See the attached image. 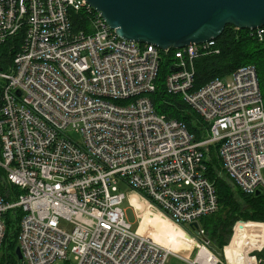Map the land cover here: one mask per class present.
I'll return each instance as SVG.
<instances>
[{"label": "built area", "instance_id": "1", "mask_svg": "<svg viewBox=\"0 0 264 264\" xmlns=\"http://www.w3.org/2000/svg\"><path fill=\"white\" fill-rule=\"evenodd\" d=\"M80 15L90 17L81 26ZM18 36L19 49L4 64L1 49ZM169 51L119 37L86 0H0V169L3 183L19 190H0V249L7 214L21 210L25 264H171L172 255L190 264H231L210 249L201 224L220 209L205 161L218 145L228 183L264 193L258 73L245 65L196 87L195 61L219 54L216 41L173 52L167 89L207 124V137L197 140L150 98ZM121 182L133 200L193 235L195 256L139 233L127 218Z\"/></svg>", "mask_w": 264, "mask_h": 264}, {"label": "trees", "instance_id": "2", "mask_svg": "<svg viewBox=\"0 0 264 264\" xmlns=\"http://www.w3.org/2000/svg\"><path fill=\"white\" fill-rule=\"evenodd\" d=\"M89 18L80 15L77 24L79 26L84 25V22L89 21ZM20 40L21 37L18 36L3 45V49H1L3 58L1 62L4 64L11 62L13 55L19 49ZM216 42L217 47L221 50L219 54L206 55L196 61L195 86L199 87L213 78L225 76L241 66L253 65L258 73L264 99V37L260 39L255 31L227 25ZM10 50L12 55L9 56L7 53ZM174 51L176 49H171L168 53L162 52L167 59L164 63L165 66H168V63H171L170 67L173 65ZM5 56L8 58L6 59ZM166 78L167 75L163 74L161 76L160 66L156 90L150 94L156 110L169 118H175L184 122L189 131L195 134L197 140L204 139L208 134L207 124L184 100L181 94L170 93L168 91L165 84ZM206 157L205 162L208 164L207 175L216 186L220 209L216 214L204 217L201 220V224L207 231H211L210 239L213 242V246L219 249L220 254L222 253V249L228 245L232 235V228L236 221L243 220L264 223V193L261 195L246 194L228 183L222 172L218 145L211 146ZM3 176L4 172L0 169V190L4 192L6 191V187H8V189L17 194L19 191L17 188L6 186L3 183ZM22 214L21 210H14L6 216L7 232L0 249V264H21L16 254V248L18 246L19 220ZM262 228L263 226H259L256 227V230L264 232ZM250 235L253 236L252 234ZM248 238L250 240L245 244L244 252H250L249 242L252 240V237ZM246 252L242 255L244 258L246 257ZM219 254L217 255L219 256ZM257 256L264 258V251Z\"/></svg>", "mask_w": 264, "mask_h": 264}, {"label": "water", "instance_id": "3", "mask_svg": "<svg viewBox=\"0 0 264 264\" xmlns=\"http://www.w3.org/2000/svg\"><path fill=\"white\" fill-rule=\"evenodd\" d=\"M86 1L119 37L162 50L218 38L227 25L247 29L264 25V0ZM262 193L258 189L255 194ZM198 226V223L189 225L195 233ZM16 254L20 263L25 264L19 245Z\"/></svg>", "mask_w": 264, "mask_h": 264}, {"label": "rangeland", "instance_id": "4", "mask_svg": "<svg viewBox=\"0 0 264 264\" xmlns=\"http://www.w3.org/2000/svg\"><path fill=\"white\" fill-rule=\"evenodd\" d=\"M3 49V47H2ZM166 56L163 54L162 55V64H161V76L164 74V75H168L171 70H170V64L171 63H168V66H165L164 63L166 62ZM126 104H129V103H126ZM75 137L78 139V140H81L82 137L81 135H75ZM262 176L264 178V169L262 170ZM119 188L120 190L124 191L126 194H127V198L123 204L124 208L126 209V213H127V218L128 220L133 224V227L134 228H137L140 229L141 228V213H143L144 211H141L140 209H138L134 203H133V189L130 188L127 184L121 182L119 183ZM141 203H143L142 205H144V210H145V207L146 206V203L143 202L142 200H139ZM237 222V221H236ZM236 222L232 228V235L230 237V240L228 242V245H226L223 249H222V253L219 254V249H216L217 253L222 256H220V258L222 257V260H224L226 263L227 262H230L231 264H237L238 262H246L248 263V260L247 258L245 259L243 255V253H245L243 250H244V246L245 244L248 243V241L250 240V238H246V236H249L248 233H246V230L245 228L243 227H247L246 225L242 224V223H239L240 225L239 226H236ZM234 227H235V233H234ZM256 232V231H255ZM233 233H234V236H233ZM150 235L152 238H153V235L152 234H148ZM208 235L209 237H211V231L209 230L208 231ZM233 236V238H232ZM252 237V240H253V244L250 245V257H253V256H257L259 255L260 253H262L264 251V235H262L260 238H259V235L256 237L255 234ZM158 238L160 239V241H162V243L166 244L167 243V239L165 237V235H161L159 234L158 235ZM232 238V240H231ZM154 239V238H153ZM174 239L173 236H170V240L172 241ZM179 252L181 254H184V255H190V252H191V248L187 247L186 245H183V244H180L179 246ZM261 248V249H260ZM256 249V250H254ZM253 250V251H252ZM249 252H246V256ZM174 256L172 255V258ZM259 264H264V258L262 257H258L257 256V260ZM250 264V263H249Z\"/></svg>", "mask_w": 264, "mask_h": 264}, {"label": "crops", "instance_id": "5", "mask_svg": "<svg viewBox=\"0 0 264 264\" xmlns=\"http://www.w3.org/2000/svg\"><path fill=\"white\" fill-rule=\"evenodd\" d=\"M134 205L140 209L141 211H144L143 213H141V228L138 229L139 233L142 234H152L153 238L163 244V245H171V240H170V236H173L174 238L179 240V244L178 245H174L173 250L175 252H179V245L183 244L186 245L187 247L191 248V252L190 255H184L181 254L185 257H193L196 254V250L193 251V248L195 246H197V241L193 239V235H190L182 226L176 225L166 214L164 213H160L158 211H155L151 208L148 207V205L146 204L147 207H145L144 210V205H142L143 203H141L140 201H138L137 199L133 200ZM190 229V228H189ZM191 230V229H190ZM193 231V230H191ZM165 235L166 239H167V243L164 244L162 243V241H160V239L158 238V235ZM208 238L209 235H208ZM210 249L212 251H214V253L218 254L216 251V247L213 246V242L211 241L210 244ZM261 249V248H260ZM174 257L170 258V263L171 264H190L188 261H186L185 259L173 255ZM251 262H248V264H254V257H251Z\"/></svg>", "mask_w": 264, "mask_h": 264}, {"label": "bare ground", "instance_id": "6", "mask_svg": "<svg viewBox=\"0 0 264 264\" xmlns=\"http://www.w3.org/2000/svg\"><path fill=\"white\" fill-rule=\"evenodd\" d=\"M264 25H262L261 27H258V28H256V29H249V30H251V31H255L256 32V35H257V32H258V30L259 29H264V27H263ZM238 28V27H237ZM241 29H247V28H241ZM258 36V35H257ZM263 37H264V35L262 36V37H259L258 36V38H260V39H263ZM212 40H217V38H213V39H211V40H209V41H212ZM209 41H206V42H203V43H191V44H197V45H201V44H204V43H207V42H209ZM216 48H218L217 47V42H216ZM160 49V48H159ZM178 49V48H177ZM162 50V49H161ZM168 50H171V49H168ZM163 51H165V50H163ZM210 54H216V53H209V54H205V55H202V56H200V57H203V56H206V55H210ZM199 57V58H200ZM198 58V59H199ZM198 59H196V61L198 60ZM196 61H195V71H196ZM174 62H175V60H174ZM174 62H173V64H174ZM238 69V68H237ZM168 76V75H167ZM195 76H196V74H195ZM165 84H166V79H165ZM167 86V85H166ZM242 224H244V225H246L247 227H243V228H245V229H247L246 230V233H248L249 234V236H246V237H251V235L250 234H252V235H254L255 234V236L257 237L258 235H259V238L262 236V235H264V232H258L257 230H256V227H259V226H263V228H262V230H264V225L263 224H261V223H257V222H252V221H250V222H244V223H242ZM240 224H238L237 226H239ZM190 228V227H189ZM256 231V232H255ZM210 239V238H209ZM211 240V239H210ZM156 241V240H155ZM157 242V241H156ZM253 242V240H251L250 242H249V244L251 245V244H253L252 243ZM157 243H159V242H157ZM160 245H162V246H164V247H166V248H168V249H170L171 251H173V252H175L174 250H173V247H174V245H178L179 244V240L178 239H176V238H174L172 241H171V245H168V246H166V245H163V244H161V243H159ZM251 248V247H250ZM199 253H200V255H199V257H203L204 255H206V253H205V250L203 249V248H200L199 249ZM247 258V260H248V262H251V257H250V255H248L247 254V256L245 257V259Z\"/></svg>", "mask_w": 264, "mask_h": 264}]
</instances>
